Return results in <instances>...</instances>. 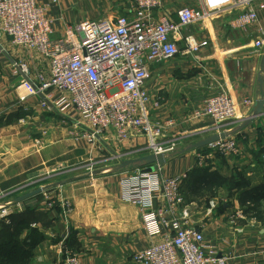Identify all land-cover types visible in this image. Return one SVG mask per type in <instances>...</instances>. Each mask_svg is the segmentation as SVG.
Masks as SVG:
<instances>
[{"label":"crops","instance_id":"obj_1","mask_svg":"<svg viewBox=\"0 0 264 264\" xmlns=\"http://www.w3.org/2000/svg\"><path fill=\"white\" fill-rule=\"evenodd\" d=\"M37 1L49 7L53 39L64 37L68 24L111 20L128 14L130 4V0ZM162 6L176 20L178 9L187 6L204 10L206 2L162 0ZM230 16L219 14L184 30V34L209 43L197 60L178 56L151 68L149 93L152 101L160 105L151 114L176 122V128L165 133L163 140H175L177 152H181L162 167L164 176L184 172L191 175L197 169L194 152L206 146L188 148L222 131L230 132L231 126L217 131L209 119L192 120L193 110L204 99L221 90L227 92L238 105L239 125L251 116L255 102L264 99V11L259 13L258 23L246 31L230 29ZM256 43L261 45L257 47ZM20 65L32 73L47 71L45 61L32 59L8 39H2L0 188L6 192L21 188L0 206L42 186L68 180L49 189L57 202L52 211L46 209L41 193L0 211V224L22 226L19 242L24 241L30 229L42 237L21 264H56L58 245L63 240L78 254L80 264H132L135 252L161 242L162 238H149L144 233L139 209L122 199L121 176L104 172L95 177V172L89 171V163L139 148L145 139L134 136L118 143L112 135H106L91 146L82 139L84 130L74 124L71 110L43 107L42 95L28 93L23 85L26 78L16 67ZM246 98L253 102L248 111L241 105ZM262 113L242 129L229 133L237 138L238 157L216 156L202 167L217 174L216 186L194 182L191 186L189 180L182 186L184 202L190 209L189 225L205 235L208 245L218 251V257L228 258L226 264H264V216L260 220L244 213L246 207L238 200L242 191L264 185V106ZM82 170L86 173L79 174ZM62 176L65 179L59 180ZM65 201L72 205L67 219L61 214Z\"/></svg>","mask_w":264,"mask_h":264},{"label":"built area","instance_id":"obj_2","mask_svg":"<svg viewBox=\"0 0 264 264\" xmlns=\"http://www.w3.org/2000/svg\"><path fill=\"white\" fill-rule=\"evenodd\" d=\"M205 2L204 10L187 6L178 9L174 20L163 11L162 0H130L128 14L68 24L64 37L53 39V20L47 5L37 0H0V42L8 39L32 59L37 57L47 63L46 72L32 73L25 65L16 66L26 78L24 87L30 95L44 97L43 107L71 110L74 124L84 130L82 139L91 146L106 135H112L118 143L139 136L145 139L143 146L111 159L168 155L177 152L178 143H167L163 138L177 124L151 114L160 108L149 93L151 68L178 56L195 61L208 48V41L184 34L186 28L225 13L231 14L230 29L246 31L258 23L259 13L264 11V0ZM241 105L248 111L253 102L246 98ZM237 111L238 105L221 90L193 110L192 120L209 119L217 131L231 126L232 132L239 126ZM239 155L237 138L232 135L194 152L197 168L216 156L228 159ZM187 178L186 172L164 176L162 167L155 166L151 172L137 169L134 179H120L122 199L139 209L146 236L162 238L135 252L132 264L227 263L228 258L218 257L205 235L189 225L190 209L181 192ZM20 188L12 192L0 188V204ZM42 194L46 209L52 211L57 203L55 197L46 191ZM71 208L68 203L62 205L64 219ZM58 246L56 264H80L78 254L64 240Z\"/></svg>","mask_w":264,"mask_h":264},{"label":"trees","instance_id":"obj_3","mask_svg":"<svg viewBox=\"0 0 264 264\" xmlns=\"http://www.w3.org/2000/svg\"><path fill=\"white\" fill-rule=\"evenodd\" d=\"M193 178L196 179L193 180ZM188 180L191 186L192 182L216 186L219 181L217 174L210 172L207 168L195 169L191 175L188 174V178L184 183ZM238 200L240 205L246 207L244 213L262 219L264 216V185L242 191L238 196ZM55 208L56 206L53 210ZM21 229L22 226H17V224L11 226L10 224L7 226L0 224V264H21L25 262L29 258L31 250L41 242L42 237L33 229L29 230L24 241L19 242L18 236Z\"/></svg>","mask_w":264,"mask_h":264},{"label":"water","instance_id":"obj_4","mask_svg":"<svg viewBox=\"0 0 264 264\" xmlns=\"http://www.w3.org/2000/svg\"><path fill=\"white\" fill-rule=\"evenodd\" d=\"M262 59H263V65H264V52H263V55H262ZM263 106H264V99H258L255 104H254V107L252 109V114L250 117L246 118L244 121H242L241 125H239L238 127H236L234 130L235 131H238L239 129H242L243 127H245L247 124L251 123L252 121H254L256 118L260 117L263 115L262 113V109H263ZM227 137V134L226 133H220V134H217V135H213V136H210V137H207L205 139H202L200 141H198L197 143H194L192 144L188 150L190 149H198V148H201V147H205L215 141H218L220 139H224ZM183 152V151H182ZM181 152H174V153H171V154H168V155H164V154H157V155H154V154H148V155H144V156H141V157H138V158H135V159H130V160H124V161H121L120 163H118L117 165H115L114 167H111V170L112 171H119V170H123V169H126V168H129V167H137V168H140V169H143L144 172H151L154 170V167L155 166H160V167H163L167 160L170 159L172 156H175L177 154H179ZM69 180H72V179H69ZM68 180H65V181H59V182H56V183H53V184H48V185H45V186H42L32 192H29L25 195H22L18 198H16L15 200L9 202V203H6L5 205H2L0 206V211L3 210V209H6L10 206H13L15 204H18L30 197H33L35 195H38L44 191H47L49 189H52V188H55V187H59L61 185H63L64 183H66Z\"/></svg>","mask_w":264,"mask_h":264},{"label":"rangeland","instance_id":"obj_5","mask_svg":"<svg viewBox=\"0 0 264 264\" xmlns=\"http://www.w3.org/2000/svg\"><path fill=\"white\" fill-rule=\"evenodd\" d=\"M244 120H242V121H244ZM235 132H237V131H235ZM227 136H231V135H227ZM111 157L114 158V157H116V155H109L107 158H101V159H98V160H93L92 162L89 163V165L91 164V168L89 169V171H94L95 172L94 173L95 177H99L100 175L104 174V172H105V174H112V175H117L118 174L119 176L122 175L121 178L123 177L125 179H127V178L128 179H134V177L136 175V170L140 169V168L129 167V168H126V169H123V170H119V171H111V167H114L115 165H117L118 163L121 162L119 160L111 159ZM216 158H218V157H216ZM83 171L86 173L85 170H82V171H79V174H80V172L84 173ZM61 179H65V176H62V177L59 178V180H61ZM183 185H184V183L182 184V186ZM49 191L50 190H48L46 192H49ZM51 192H53V191L51 190ZM65 203H68V204L71 205V203L69 201H65Z\"/></svg>","mask_w":264,"mask_h":264}]
</instances>
